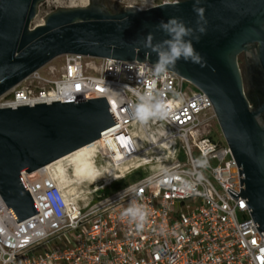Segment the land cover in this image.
<instances>
[{"label":"built area","instance_id":"obj_1","mask_svg":"<svg viewBox=\"0 0 264 264\" xmlns=\"http://www.w3.org/2000/svg\"><path fill=\"white\" fill-rule=\"evenodd\" d=\"M57 57L3 93L0 108L104 98L116 124L89 144L99 173L85 179V198L62 189L44 168L21 173L34 215L17 222L0 196V264H264V231L241 196L230 148L212 136L218 123L209 97L169 69L156 74L148 60ZM146 92L163 101L167 116L137 119ZM147 165L143 177L99 198ZM134 206L145 212L143 222L125 215Z\"/></svg>","mask_w":264,"mask_h":264},{"label":"water","instance_id":"obj_2","mask_svg":"<svg viewBox=\"0 0 264 264\" xmlns=\"http://www.w3.org/2000/svg\"><path fill=\"white\" fill-rule=\"evenodd\" d=\"M42 0H0V96L57 56L79 54L148 60L144 47L169 37L157 28L171 17L198 28L194 7L204 9L206 32L192 43L202 64L180 59L169 68L204 92L239 167L241 196L264 231V126L244 89L238 55L255 45L264 73V0H183L106 13L90 7L58 8L30 28ZM190 39V37H185ZM136 49H139L137 52ZM116 124L104 98L0 108V196L17 222L37 212L21 173H33L89 145Z\"/></svg>","mask_w":264,"mask_h":264},{"label":"clouds","instance_id":"obj_3","mask_svg":"<svg viewBox=\"0 0 264 264\" xmlns=\"http://www.w3.org/2000/svg\"><path fill=\"white\" fill-rule=\"evenodd\" d=\"M180 0H176L178 4ZM200 0H196L199 4ZM194 11L198 16V28L196 30L187 27L184 22L177 18L171 17L167 21H161L157 28L163 31L169 38L165 39L159 43L153 44L154 35L148 33L144 40V47L150 49V52L146 53L149 55L151 53L157 54V61L154 65V72L156 74L166 73L169 68H174L176 63L183 59L186 62H192L196 64H202V57L196 51L192 40L195 39L197 42L200 37L195 35L198 31L200 34L206 32L205 27L200 25V21L204 19V9L199 7H194ZM185 37H190V39H185ZM138 52L139 49H136ZM132 65L129 64V68ZM139 103L135 106V115L140 121H148L150 118L158 117L164 118L167 116V110L163 101L157 99L152 95L151 92H146L138 97ZM125 215L132 217L139 222L145 220V212L139 207H130L126 210Z\"/></svg>","mask_w":264,"mask_h":264},{"label":"rangeland","instance_id":"obj_4","mask_svg":"<svg viewBox=\"0 0 264 264\" xmlns=\"http://www.w3.org/2000/svg\"><path fill=\"white\" fill-rule=\"evenodd\" d=\"M159 0H111V2L122 6V8L125 7L127 4H133L138 7H143V6H148L149 4L155 3ZM84 5L80 4V0H42L36 9L35 16L32 18L30 22V28H33L34 26L41 24L44 22L46 16L58 8H67V7H80V6H86L88 4V0L85 1ZM72 5V6H71ZM121 8V7H119ZM61 57L55 58L53 61L54 63H59L61 61ZM246 91V88H244ZM134 130L138 135H142V131L137 127L134 126ZM214 131L212 133V136L215 138L216 141H220L221 144H225V139L220 131V128L218 124H215V126L212 128ZM180 160L184 161L183 155L180 156ZM153 163H151L152 166ZM150 166H146L145 168H141L138 170H134L130 172L125 178L118 180L110 187H107L104 190H100L97 194L100 196L99 198H103L104 196H109L113 192L127 186L128 184H131L141 177H143L146 174V171H148ZM66 174H67V179L70 182V185L68 187L69 190H72L73 193H75L79 198H85L87 190L90 188L88 181L84 180L80 182L78 178L74 175V171L71 166L66 167ZM44 176L45 173H42ZM69 175V176H68ZM84 182V183H83ZM82 187V188H81ZM94 196V201H97V196ZM62 244L65 246H71L72 244L69 242H66L64 239L61 240ZM52 246H55V243L48 244L46 248H52Z\"/></svg>","mask_w":264,"mask_h":264},{"label":"flooded vegetation","instance_id":"obj_5","mask_svg":"<svg viewBox=\"0 0 264 264\" xmlns=\"http://www.w3.org/2000/svg\"><path fill=\"white\" fill-rule=\"evenodd\" d=\"M80 7L95 8L111 14L118 13L125 8L111 2V0H88L86 6ZM237 59L249 101L254 109L259 110L258 120L264 126V73L256 60L255 45H250L248 51L241 52Z\"/></svg>","mask_w":264,"mask_h":264},{"label":"bare ground","instance_id":"obj_6","mask_svg":"<svg viewBox=\"0 0 264 264\" xmlns=\"http://www.w3.org/2000/svg\"><path fill=\"white\" fill-rule=\"evenodd\" d=\"M85 1L86 0H80V4L84 5V3H86ZM90 147L91 145H85L70 153L69 155H66L47 165L46 167H44V170L48 171V173L50 174V178L56 181V183L62 189L68 192H72V190L68 189L70 182L67 179L66 164H69L72 167L74 175L80 182L84 181L86 178L94 180L98 178L99 171L96 170L92 165L93 157L91 152L89 151Z\"/></svg>","mask_w":264,"mask_h":264}]
</instances>
